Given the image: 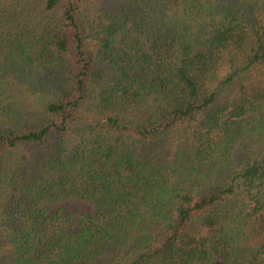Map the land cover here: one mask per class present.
<instances>
[{
    "label": "trees",
    "instance_id": "16d2710c",
    "mask_svg": "<svg viewBox=\"0 0 264 264\" xmlns=\"http://www.w3.org/2000/svg\"><path fill=\"white\" fill-rule=\"evenodd\" d=\"M0 264H264V0H0Z\"/></svg>",
    "mask_w": 264,
    "mask_h": 264
},
{
    "label": "rangeland",
    "instance_id": "374dc122",
    "mask_svg": "<svg viewBox=\"0 0 264 264\" xmlns=\"http://www.w3.org/2000/svg\"><path fill=\"white\" fill-rule=\"evenodd\" d=\"M70 208L85 215H91L93 213V208L86 202H75L70 205Z\"/></svg>",
    "mask_w": 264,
    "mask_h": 264
}]
</instances>
